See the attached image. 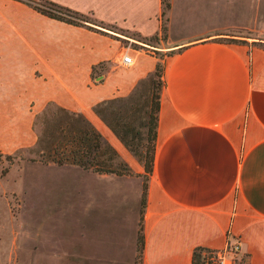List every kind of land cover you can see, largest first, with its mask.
<instances>
[{"label": "crops", "instance_id": "crops-1", "mask_svg": "<svg viewBox=\"0 0 264 264\" xmlns=\"http://www.w3.org/2000/svg\"><path fill=\"white\" fill-rule=\"evenodd\" d=\"M53 1L91 22L68 23L22 0H0V152L34 146L35 117L53 103L84 114L142 174L94 106L128 96L154 71L156 56L125 47L110 29L159 33L162 1ZM169 2L168 45L161 49L174 54L164 62L139 219L141 264H191L195 247L223 250L228 241L239 243L243 264H264V46L257 45L264 43V0ZM238 29L258 35L229 32ZM229 36L242 40H219ZM123 53L132 56L129 66Z\"/></svg>", "mask_w": 264, "mask_h": 264}, {"label": "rangeland", "instance_id": "rangeland-1", "mask_svg": "<svg viewBox=\"0 0 264 264\" xmlns=\"http://www.w3.org/2000/svg\"><path fill=\"white\" fill-rule=\"evenodd\" d=\"M167 11L163 16L164 38L161 30L148 36L116 27L110 30L123 36L125 47L154 55L164 65L174 54L161 49L168 45ZM229 32L255 35L243 29ZM229 38L242 40L230 36L219 40L229 42ZM108 68L105 64L98 71ZM149 76L138 90L143 98L149 89ZM57 112L50 108L48 116ZM106 115L110 119L111 115ZM37 123L42 134L44 124L42 120ZM35 149L36 145L11 154L0 152V264H139V196L149 177L145 170L137 174L121 156L129 172L104 176L72 165L44 162Z\"/></svg>", "mask_w": 264, "mask_h": 264}, {"label": "trees", "instance_id": "trees-1", "mask_svg": "<svg viewBox=\"0 0 264 264\" xmlns=\"http://www.w3.org/2000/svg\"><path fill=\"white\" fill-rule=\"evenodd\" d=\"M34 9L49 17L73 24H83L90 21L89 17L73 11L53 0H22ZM162 1L161 34L165 37L166 25L163 16L169 9V0ZM164 21H167L165 18ZM91 22V21H90ZM94 23V22H92ZM102 24V23H101ZM230 41H240L229 38ZM95 68V67H94ZM93 68V69H94ZM164 65L158 61L154 71L149 76L147 95H138L141 80L132 93L126 97L102 101L94 106L96 114L113 131L124 146L143 164L145 173L153 170V160L156 147L158 111L160 107ZM123 103L121 107L115 103ZM50 108H56L57 113L48 116ZM106 113L111 115L108 119ZM44 124L43 133L39 134L37 122ZM138 128H136V123ZM34 128L37 133L36 152L43 157L42 161L57 165H74L84 170L96 173L126 174L129 168L117 150L108 142L104 135L80 112L69 111L53 103H48L45 109L35 117ZM33 147V146H32ZM148 181V179H147ZM147 181L141 195L142 212L146 205ZM138 258L141 264L144 248V233L142 218L138 231ZM215 249L197 246L192 253L191 264H217L212 259ZM236 264L243 261L236 259Z\"/></svg>", "mask_w": 264, "mask_h": 264}, {"label": "built area", "instance_id": "built-area-1", "mask_svg": "<svg viewBox=\"0 0 264 264\" xmlns=\"http://www.w3.org/2000/svg\"><path fill=\"white\" fill-rule=\"evenodd\" d=\"M133 62L132 56L128 53H123L122 63L129 66ZM239 252V243L228 241V244L223 250H216L213 253L212 259L217 264H236V255Z\"/></svg>", "mask_w": 264, "mask_h": 264}]
</instances>
